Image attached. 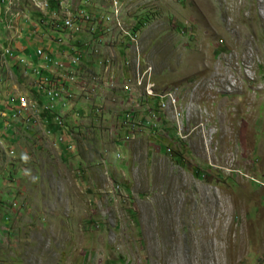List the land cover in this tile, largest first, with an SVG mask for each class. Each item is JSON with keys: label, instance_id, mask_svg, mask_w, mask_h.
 Here are the masks:
<instances>
[{"label": "rangeland", "instance_id": "1", "mask_svg": "<svg viewBox=\"0 0 264 264\" xmlns=\"http://www.w3.org/2000/svg\"><path fill=\"white\" fill-rule=\"evenodd\" d=\"M68 1L109 26L0 27V105L58 90L0 118V264H264V0Z\"/></svg>", "mask_w": 264, "mask_h": 264}, {"label": "built area", "instance_id": "2", "mask_svg": "<svg viewBox=\"0 0 264 264\" xmlns=\"http://www.w3.org/2000/svg\"><path fill=\"white\" fill-rule=\"evenodd\" d=\"M47 4L51 5V12L50 14H55L56 11H59L61 9L62 0H47ZM4 5L5 0H1L0 5V17H1V25L3 24V16H4ZM111 5L115 7L116 5H120V3H113V0H111ZM29 3V7H30ZM103 8V7H102ZM35 11V10H34ZM28 10L26 11V13ZM103 12V10H102ZM43 15L42 13H40ZM95 16V14H94ZM97 18V20H96ZM96 20V22H95ZM102 24H110L109 20L105 18L104 13L99 17L96 16L94 18V21H92V16L89 12H87L86 7L82 8L79 15L76 17L75 20L72 22H68V24L65 25H55L54 27L63 30L64 32H67L69 34H78L81 31H86L85 28H88L86 25H90L91 28L97 24V27ZM0 25V27H1ZM109 26V25H107ZM60 39L58 38V41ZM4 56L6 59V62L8 63L11 61V56L16 55H8L5 51V48L3 47ZM29 58L35 57L36 59L45 62H50L54 68L56 69H63L64 64L60 62V59H57L54 55H52L51 52L44 51L42 48H35L33 53L29 54ZM69 59V64H77L76 62V55L71 56ZM20 60H26L23 58H20ZM29 60V59H28ZM26 60V64L30 65L32 61ZM46 64H44L46 66ZM49 66V64H47ZM67 68V67H65ZM74 68L69 70L68 73H74ZM70 80H74L73 75L70 76ZM40 82L32 87L33 88H41V95H35L32 98H22L21 95H18L17 97H14L13 94H11V100L9 102H2L0 106H3V115L0 117L2 119V123H8V120H15V124L17 123H23L27 124L30 122V116L28 115V108H36L39 110V108L44 109H51L52 105L54 103V97H58V90L54 88V90H47L46 88V81L47 78L43 77L39 80ZM39 100L43 101L41 104H39ZM22 124V125H23ZM11 128V127H9Z\"/></svg>", "mask_w": 264, "mask_h": 264}, {"label": "bare ground", "instance_id": "3", "mask_svg": "<svg viewBox=\"0 0 264 264\" xmlns=\"http://www.w3.org/2000/svg\"><path fill=\"white\" fill-rule=\"evenodd\" d=\"M37 1H39V4H37ZM34 2L36 3V5H38V7L41 9V10H44V11H47L48 8H49V4H47V0H34ZM68 0H62V5H61V9L58 11L57 13V16H59V21H58V25H65V24H68V22H72L73 20L76 19V17L79 15V11L77 9V11L72 8L71 5L68 4ZM114 3H118L116 0H114ZM0 5H1V0H0ZM5 18L3 19V24L5 25V27L13 22V18L15 16L18 15V13L16 12H12V6H14V2L13 0H5ZM118 5L115 6V11H118V8H117ZM78 8V7H77ZM9 12L11 13L9 16V20H5L7 18V15L6 13ZM8 13V14H9ZM118 13V12H117ZM17 18V17H16ZM12 19V21H11ZM0 25H1V19H0ZM9 28V27H8ZM13 28V27H12ZM1 29V28H0ZM12 49V48H11ZM11 49H9V47H6L5 48V51L7 52L8 55H14V52L13 51H10ZM2 57H5L4 56V52H2L1 54ZM16 57V56H15ZM14 58V56H11V59ZM6 60V59H5ZM12 61V60H11ZM26 67V66H25Z\"/></svg>", "mask_w": 264, "mask_h": 264}, {"label": "trees", "instance_id": "4", "mask_svg": "<svg viewBox=\"0 0 264 264\" xmlns=\"http://www.w3.org/2000/svg\"><path fill=\"white\" fill-rule=\"evenodd\" d=\"M135 116H137V117H138V114H136Z\"/></svg>", "mask_w": 264, "mask_h": 264}]
</instances>
